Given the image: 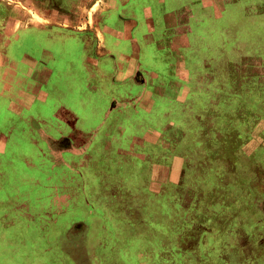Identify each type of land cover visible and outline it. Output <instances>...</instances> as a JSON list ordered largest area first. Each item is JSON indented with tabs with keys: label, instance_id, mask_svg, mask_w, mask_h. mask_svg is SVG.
I'll return each instance as SVG.
<instances>
[{
	"label": "rangeland",
	"instance_id": "obj_1",
	"mask_svg": "<svg viewBox=\"0 0 264 264\" xmlns=\"http://www.w3.org/2000/svg\"><path fill=\"white\" fill-rule=\"evenodd\" d=\"M98 4L96 0H0V133L36 121L37 114L51 118L45 105L25 112L36 97L44 99L45 93L57 105L70 93L80 98L76 93L80 87L71 84L75 72L71 68L77 67L71 66V59L77 57L71 52V38L76 26L86 21V10L90 9L92 19L91 12ZM135 4L141 11L151 5L156 23L153 44L157 48L152 44L141 47V55L163 61L174 56L169 50L158 49L157 40L165 28L162 16L177 17L182 9L187 12L185 45L193 44V53H183L192 58L185 63V83L171 81L172 88L181 83L188 90L185 107L168 101L158 104L151 114L142 112L137 117L143 125L151 126L136 134L144 136L151 128L157 131L152 132V140L156 136L160 141L157 133H161L168 144L160 141L163 144L156 143L157 148L150 147L154 148L151 154L131 156L136 159L131 165V158L123 153L114 158L108 153L96 157L110 164L91 170V177L98 175L111 200L123 206L113 209L111 200L105 204L110 223L105 225L99 218L100 205L94 217L83 215L90 206L82 207L61 217L57 224L63 210L50 216L49 210L43 209L50 217L40 228L31 220L30 224L22 218L15 220L9 213L11 199L19 196L36 204L38 198L48 201V192L38 197L31 192L34 187L21 185V177L8 186L7 177L0 176V264H264V0H165L163 4L138 0ZM60 37L68 43L63 45ZM49 52L51 59L45 57ZM213 58L218 63L215 73ZM42 59L47 68L38 65ZM228 79H233L232 88L227 86L226 92L235 96H222L217 106L219 100L204 98L215 91L214 83H229ZM168 91L172 99L178 95ZM184 95L180 93L178 100ZM65 104L79 117L86 114V124L96 126L101 120L99 112L81 111L75 99ZM12 135L6 158L15 159L14 167L22 175L35 174L13 156L33 155L27 152L32 136L22 128H15ZM4 140L0 141V153L5 149ZM106 140L100 137L97 144ZM109 158H116L118 165L121 162L117 172ZM148 167L153 173L149 182H154L150 190L165 191L163 196L136 188ZM115 177L122 181L114 182ZM82 217L85 220L81 221Z\"/></svg>",
	"mask_w": 264,
	"mask_h": 264
},
{
	"label": "crops",
	"instance_id": "obj_2",
	"mask_svg": "<svg viewBox=\"0 0 264 264\" xmlns=\"http://www.w3.org/2000/svg\"><path fill=\"white\" fill-rule=\"evenodd\" d=\"M96 1H98L99 4L96 10L93 9L91 12L92 19L89 15L90 9H87L86 21L83 22V25L76 26L71 38V42L73 43L71 44L73 46L71 52H75V56H77H73L71 59V66H74V64L77 65V67L71 68V70H75V72L71 74V84L77 83L75 87H80L81 91L76 92L78 94L80 93V98H75V96L78 95L70 93L63 103L58 101L59 105H56L54 102L55 106L51 109L46 106V104L50 103V94L45 93L43 102L46 103L45 108L49 109L51 118H43L41 114H37V118L34 117L36 121L32 120L29 122L28 120L26 122L27 124H23V126H11L8 130L12 131L9 133L7 132V134L0 133V141L5 138L3 143L5 144V149L0 153V155H4L3 157H5V159L0 157L1 178L7 177L6 184L12 186L16 178L21 177V181L19 180L21 185H25L26 183L34 187L31 192L38 193L35 195L38 197H40L43 192H48V201H44L43 205L40 206L43 209H48L50 216L55 214L57 210H63L62 214H60L56 220V223L54 222L55 224L59 222V219L63 217V212H66L68 208H73V210L77 209L74 207V204L72 207L70 200L72 198V192L70 191V193H68L67 189H70L69 187H78L79 182L77 184V181L74 182L73 179L79 176L82 167L85 168V178H83L86 179V184L90 188L87 181L93 178L86 164L87 160L89 161L91 160L90 158H94L89 155L90 146L97 144L100 137H105L107 140L104 144L112 145L114 147L113 149L117 148V146L125 148L128 143L130 146L132 145L131 154L134 157L140 156L141 153L145 154V156L151 154V151L157 148L155 146L157 145L156 143L160 144L162 143L160 141H163L168 144V142L163 140V134L161 133H157L162 137L160 141L156 136L155 139L152 140V132L157 131L151 128L145 132L146 134L144 136L136 134L137 130L146 126H151L149 124L143 125V122H139L137 117H140L142 112H149V114H151L158 104L168 103V101L178 102L185 107V96H188L189 93L187 92L188 90L185 91V86L183 84L179 83L176 88H172L173 85L171 83L172 80L185 83V55L183 53V51H185V9H182L181 12L178 11L177 17L172 18L166 14L170 20L171 26L178 24L179 27H174L173 31L168 34L166 39L158 37V49L169 50V54L174 56L168 61H163L161 58H155V56L141 55V47L145 48L152 44L157 48L156 44H153L155 41L153 32L156 30L154 25L156 23L154 21L153 7H151V5L146 6L144 10L141 11L135 4L138 0ZM146 1L163 4L161 2L165 0ZM72 10L73 9H71V11ZM75 10L76 12H73L77 14L78 10ZM195 16L197 15L195 14ZM59 39L62 38L60 37ZM56 41L57 40H55V42ZM62 42L63 45L68 43V41L63 39ZM45 57L51 59L53 54L49 52L45 54ZM226 61L228 62V60ZM227 62L225 63L227 64ZM161 65L164 67L167 65L168 69L163 68ZM160 67H162V70L158 69ZM216 80L218 79L213 77V81ZM232 80L233 79L225 80L227 82L229 81V83H214L213 87L215 91L213 89L212 94L205 95L214 97L215 102L219 100L215 103L217 106L222 102V98H224L222 96L232 97L236 95L233 94V92H226L227 86L232 88ZM168 89L172 91L171 93L174 95H179L182 92L186 95L183 96L182 101L178 100V95L176 97L174 96L172 99L167 93ZM179 90H181L180 93H178ZM230 91H232V89H230ZM197 93L199 94L200 92L197 91ZM74 99L79 103L81 111H85L86 113L88 111L90 113L95 111L101 114V120L96 126L93 124H86L88 122V116L86 114L79 117V114L72 106L65 104V102H72ZM42 106L43 105L39 103L37 109H41ZM33 107H35L34 104L32 106L30 105L25 112L32 110ZM230 107L227 111H230ZM166 114L169 115V113H165L164 116H166ZM132 118H135L134 121H131ZM106 119L107 121L105 122ZM144 124H146V122H144ZM174 124L175 123H173V125ZM160 127H162V125ZM15 128L18 130L22 128L24 133H28L33 138L30 140L31 144H28L30 150H27L28 153H33V155L27 156L17 153L13 155L18 157L17 159H22L23 164L29 171L35 173L33 175H28L26 172H24L23 175L19 173L14 167V158L7 159L5 156L7 145L11 144L10 140L13 136L12 134L15 132ZM133 130L135 133H133ZM66 145H68L69 149H66ZM17 146L22 147L21 144H17ZM151 146L154 147H152V150L150 149ZM137 147L143 148V150L138 151ZM120 150L125 151L124 149ZM74 154L78 155V157L74 156ZM118 181L122 180L118 179L116 182ZM93 186L91 185V187ZM98 186L99 185H95L94 187ZM60 188H63L61 189V193H59ZM105 191L102 189L103 195L108 194L109 196L110 194V197H112L111 193H108L107 190ZM149 193L157 196L162 194L160 196H163L165 191H160L158 193L155 190ZM60 198H64V201L58 202ZM105 198L109 199V197H104L103 199L99 198L98 200H101L100 203H94V199L91 197L87 199L89 204L87 207L90 206L92 207L91 210L94 209V211L89 210V213L98 212L95 208L99 205L101 206L99 218H102L104 222L101 225L110 224L106 217L108 215L105 214L106 208L104 206L111 198L107 201L105 200L104 203ZM37 200H40L38 202L43 201L41 198ZM149 201L151 203L155 202L151 199H149ZM117 203L118 201L115 202L111 200V207L121 210L123 206H119L121 203ZM107 207H109V205H107ZM70 213H72V210L67 214ZM50 216L46 217V219ZM81 221H83V219ZM118 223L121 225V222ZM102 234L105 237L110 236L107 233ZM105 237L98 241H104L106 239Z\"/></svg>",
	"mask_w": 264,
	"mask_h": 264
},
{
	"label": "flooded vegetation",
	"instance_id": "obj_3",
	"mask_svg": "<svg viewBox=\"0 0 264 264\" xmlns=\"http://www.w3.org/2000/svg\"><path fill=\"white\" fill-rule=\"evenodd\" d=\"M227 1H229V0H227ZM161 3H164V2H161ZM209 3H211V2H207L206 4H209ZM211 6H215V4L214 3H212L211 4ZM210 6V7H211ZM221 6V5H220ZM206 9H208V8H206ZM166 14H168V13H165L162 17H163V25H165V28H163L164 29V31L161 33V36H160V38L162 37V38H167V36H168V34L171 32V31H173V29H174V27H179L178 26V24L177 25H175V26H171V23H170V20H169V18L167 17V15ZM187 12L185 11V18H187ZM167 19H168V22H167ZM200 22V21H199ZM203 23V22H202ZM167 24H169V25H167ZM40 31V30H39ZM167 33V34H166ZM187 37V36H186ZM188 37H190V36H188ZM190 41H191V39H190ZM222 45H223V43H222ZM225 47V45H223V47L222 48H224ZM186 50H189V52H191V53H193L192 51H193V44L192 45H185V51ZM192 57H190L189 56V58H187L186 56H185V63L188 65V62L190 61V59H191ZM202 59V61H201V64H204L203 63V61H205L203 58H200V60ZM210 60H213V64H214V66L216 67L215 69H214V72L213 73H215L216 71H217V66L216 65H218V63H217V60H215L214 58L213 59H210ZM226 60H228V58L227 59H225V61ZM37 63H38V65L39 66H42V67H46L47 68V63H46V60H40V61H37ZM198 64H200V62H198ZM53 74V72L51 71V75ZM51 75H50V77H51ZM208 94H210V93H208ZM205 97H210V95H205ZM204 97V98H205ZM44 100L43 99H41V98H38V97H36L33 101H32V103H31V106L34 104V106L36 107V109H37V106H38V102L39 103H41L42 105H45L46 103L45 102H43ZM57 105V104H56ZM46 106L47 107H49V108H53L55 105H54V102H53V100L51 99V102L49 103V104H46ZM204 107V105L202 106V108ZM107 121V119L105 120V122ZM257 145H261V143H258ZM99 146V147H98ZM66 147V149H69V147H68V145H66L65 146ZM90 148V153H89V155H91V156H93L94 158H90L91 160H87L86 161V164L88 165V170H93V171H97L98 169H100V168H102L103 166H104V164H106L108 161L107 160H105L104 161V159L105 158H102L101 160H98V158H96L100 153L102 154V155H106L107 153H108V156L109 155H113V158L114 157H117V156H119V155H121L122 153L124 154V157H128V158H131V156H132V154H131V146H130V144L128 143L127 144V146L125 147V148H122V147H118L117 146V148H115V149H113L114 147L112 146V145H109V144H101V145H99V144H94V145H92V146H90L89 147ZM97 148L99 149V150H97ZM120 149H124L125 151H122V150H120ZM261 148H259V150H260ZM79 150V149H78ZM98 151H99V153H98ZM72 153V152H71ZM74 156H76V157H78V155H75L74 154ZM99 157V156H98ZM134 157V156H133ZM113 158L111 159V158H109V160H110V162H111V164H113L114 165V167L116 166V168H115V170H116V172H117V170H118V168H119V166H121L122 164H121V162H120V165H118L117 163H115L114 162V160L116 159H114L113 160ZM169 158H172V160L174 159L173 157H170L169 156ZM131 162L130 163H128V164H132V163H135V158H131ZM264 161V158L262 159V162ZM109 163V162H108ZM110 164V163H109ZM124 165H126L127 163H123ZM81 170V173H79V176H77V177H75L74 179H73V181L74 182H76L77 181V184H78V182H79V184H78V187H73V188H71V187H69L70 189H67L68 190V193H70V191L72 192L71 193V195H72V198L70 199L71 200V205H72V207H73V204H74V207H76L77 209L78 208H82V207H87L89 204H88V198H93L94 199V203L96 202V203H100L101 202V200H98L99 198H104V197H109V199H110V196H108V194H105V195H103L102 194V189H103V183L102 184H99L100 182H101V180L99 179V176L98 175H95V178H93V179H89V181H87L88 183H89V185H90V188L87 186V184H86V179H84L85 177H84V172H85V168H81L80 169ZM143 179H142V184H141V186H139V187H137V188H146L147 190H149V191H151L150 189H151V186H152V183H154V182H149L150 181V177H152V175H153V173L151 172V169L149 170V167H148V169H143ZM111 172V171H110ZM172 172H173V169H172ZM91 173H92V171H91ZM112 173L114 174V170H112ZM83 174V175H82ZM117 175V174H116ZM118 176V175H117ZM84 177V178H83ZM110 177L112 178H114V176H111L110 175ZM118 180L119 179V177H115V180ZM116 180V181H117ZM109 181H110V178H109ZM116 181H114V182H116ZM113 182V183H114ZM83 183V184H82ZM91 185L93 186H95V185H99L98 187H91ZM102 185V186H101ZM0 188H1V186H0ZM6 199H8V196L6 197ZM109 199H104V203H105V200L107 201V200H109ZM111 200V199H110ZM10 201V200H9ZM16 201V202H15ZM40 201V200H39ZM263 201H264V199H263ZM110 202V201H109ZM108 202V203H109ZM0 203H3V201H0ZM9 203H11L13 206H12V208L9 206V208L11 209V211L9 212L11 215L13 214V216H15L16 218H15V220L17 219V220H21L22 221V219L23 220H25V222H26V224H29L30 223V220L31 221H33V222H37V223H39V228L41 227V224H43V223H45V221H46V216L44 215V210H43V208L41 207L42 205H43V201L42 202H36V204H33V202H31V203H29V201H27V200H22L19 196H17V197H15V200H13V199H11V201L9 202ZM107 203V204H108ZM41 205V206H40ZM41 207V208H40ZM92 208V207H91ZM98 207H96L95 209H97ZM31 209H32V211H31ZM71 210H73V208L71 209V208H68V210L66 211V212H63V216L64 215H66L69 211H71ZM93 211H94V209H92ZM91 210V211H92ZM89 210L87 209L86 210V214L85 213H83V215H88V217H90V216H93L94 215V212H92V213H89L88 212ZM9 215V214H8ZM59 217V216H58ZM94 217V216H93ZM22 218V219H21ZM82 219L83 220H85V218L84 217H82ZM25 222H24V224H25ZM32 223V222H31Z\"/></svg>",
	"mask_w": 264,
	"mask_h": 264
}]
</instances>
